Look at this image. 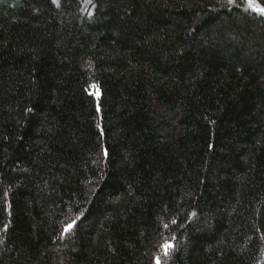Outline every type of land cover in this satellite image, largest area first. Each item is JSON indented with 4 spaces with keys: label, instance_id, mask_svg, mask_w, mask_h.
Instances as JSON below:
<instances>
[{
    "label": "trees",
    "instance_id": "obj_1",
    "mask_svg": "<svg viewBox=\"0 0 264 264\" xmlns=\"http://www.w3.org/2000/svg\"><path fill=\"white\" fill-rule=\"evenodd\" d=\"M157 257L264 264V15L0 0V264Z\"/></svg>",
    "mask_w": 264,
    "mask_h": 264
},
{
    "label": "snow or ice",
    "instance_id": "obj_2",
    "mask_svg": "<svg viewBox=\"0 0 264 264\" xmlns=\"http://www.w3.org/2000/svg\"><path fill=\"white\" fill-rule=\"evenodd\" d=\"M228 2L231 4V3H234V0H228ZM243 2L246 3L248 8L251 9L252 11L257 12L260 15H264V4H261L260 0H243ZM53 3H57V0H53ZM99 110L100 109H99V106H98L97 107V111H99ZM104 155L105 156L108 155L107 150H104ZM193 215H195V213H193ZM173 222L175 223V221H173ZM75 226H76V221L73 220V221H71L70 223H68L65 226L64 232L65 233L71 232L74 229ZM162 247L164 249V255L167 256L168 255V250L170 248H172L173 245L171 243H167L166 242ZM156 262H157V264H161V261H160L159 257L156 258Z\"/></svg>",
    "mask_w": 264,
    "mask_h": 264
}]
</instances>
